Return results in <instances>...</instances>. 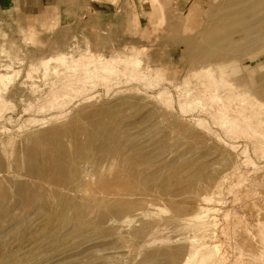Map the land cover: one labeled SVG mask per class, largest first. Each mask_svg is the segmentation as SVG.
<instances>
[{"label":"rangeland","instance_id":"rangeland-1","mask_svg":"<svg viewBox=\"0 0 264 264\" xmlns=\"http://www.w3.org/2000/svg\"><path fill=\"white\" fill-rule=\"evenodd\" d=\"M28 1L0 0V264H264V0Z\"/></svg>","mask_w":264,"mask_h":264},{"label":"crops","instance_id":"crops-1","mask_svg":"<svg viewBox=\"0 0 264 264\" xmlns=\"http://www.w3.org/2000/svg\"><path fill=\"white\" fill-rule=\"evenodd\" d=\"M31 4H34V10L35 13L34 15L36 16L37 19H40L42 21V19L44 18H48L51 13L52 10H58L60 11L59 13V18H63L65 16V18H67L68 15L71 14L72 16V12L65 10L68 7H73L74 3L73 0H34L33 1L30 0V2H27V6H31ZM27 12H29L27 10Z\"/></svg>","mask_w":264,"mask_h":264},{"label":"bare ground","instance_id":"bare-ground-1","mask_svg":"<svg viewBox=\"0 0 264 264\" xmlns=\"http://www.w3.org/2000/svg\"><path fill=\"white\" fill-rule=\"evenodd\" d=\"M212 21V20H211ZM52 154V153H51ZM56 155H58V154H56ZM60 156V155H59ZM51 157H53V156H51ZM42 159V158H41ZM46 159H47V157H46ZM58 159H59V157H58ZM45 160V159H44ZM49 160V159H48ZM48 160L46 161V162H48ZM61 160V159H60ZM30 161H31V159H30ZM57 162H58V160H56ZM94 185V184H93ZM19 186V185H18ZM6 189V188H5ZM204 199H205V197H204ZM195 236V235H194ZM198 236V235H197ZM193 238V237H192ZM194 239V238H193ZM194 242H195V240H194ZM194 247V246H193Z\"/></svg>","mask_w":264,"mask_h":264}]
</instances>
